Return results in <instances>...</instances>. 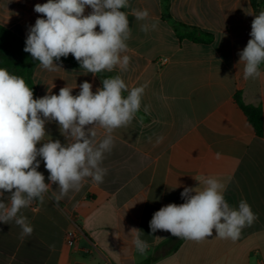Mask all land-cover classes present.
I'll use <instances>...</instances> for the list:
<instances>
[{
    "label": "crops",
    "instance_id": "0c3cea01",
    "mask_svg": "<svg viewBox=\"0 0 264 264\" xmlns=\"http://www.w3.org/2000/svg\"><path fill=\"white\" fill-rule=\"evenodd\" d=\"M46 2L0 0V25L26 40L29 26L44 18L34 6ZM129 3L121 9L128 13L131 29L127 71L94 75L54 61L61 70L50 72L38 64L33 98L76 85L72 94L77 95L84 81L95 93L103 79L119 75L129 89L147 84L140 114L112 133L113 147L101 164L107 169L103 183L85 178L78 192L70 190L58 202L60 190L53 184L43 203L34 198L18 214L32 225L30 236L21 238L14 221L0 223V264H254L264 259V122L259 137L234 99L240 93L244 104L261 106L264 116V65L259 77L245 80L238 55L258 14L250 0H170L172 18L200 32V40L193 41L180 39L163 18L161 0ZM133 8L148 9L150 18L136 20ZM91 11L86 6L84 14ZM156 21L155 30L141 31L142 24ZM45 129V140L66 143L57 122H47ZM94 130L99 143L106 132ZM38 159L37 170L49 183V172ZM208 177L225 184L231 206L246 200L257 215L239 239H221L215 230L199 242L166 231L151 233L149 222L156 211L184 203V187L202 190ZM133 227L143 231L141 239L149 245L143 255L132 244Z\"/></svg>",
    "mask_w": 264,
    "mask_h": 264
},
{
    "label": "clouds",
    "instance_id": "9594fccd",
    "mask_svg": "<svg viewBox=\"0 0 264 264\" xmlns=\"http://www.w3.org/2000/svg\"><path fill=\"white\" fill-rule=\"evenodd\" d=\"M86 6L92 9L88 15L84 14ZM129 7V0H47L36 4L34 11L44 18L29 26L23 51L50 72L61 70L54 61L69 54L86 73L96 75L117 68L127 71L131 29L128 13L121 9ZM131 15L139 21L150 18L148 9L133 8ZM253 16L251 38L238 53L245 80L259 77L264 64V11ZM157 25L158 21L142 24L141 31L147 33ZM102 85L93 93V85L84 81L77 95L72 94L76 85L61 88L58 95L49 93L34 99L22 77L0 67V223L14 221L22 229L21 238L30 236L33 227L27 217L18 214L34 198L43 203L53 184L60 190L58 202L70 190L78 192L85 178L103 183L107 169L101 164L113 147L112 133L132 123L147 84L129 89L116 75L103 79ZM148 110L145 106L144 111ZM52 121L58 123L66 143L45 140V125ZM95 128L106 132L99 143ZM162 140L158 137L157 144ZM38 157L49 172V183L37 170L41 162ZM204 184L202 190L185 186L180 194L184 203H170L156 211L149 222L151 233L166 231L173 237L199 242L215 230L219 238L236 241L242 230L258 219L246 200L239 201L238 207L231 206L225 199L226 186L218 179L208 177ZM5 193H10L7 203L2 199ZM130 233L134 248L143 255L149 247L141 239L143 231L133 227Z\"/></svg>",
    "mask_w": 264,
    "mask_h": 264
},
{
    "label": "trees",
    "instance_id": "16d2710c",
    "mask_svg": "<svg viewBox=\"0 0 264 264\" xmlns=\"http://www.w3.org/2000/svg\"><path fill=\"white\" fill-rule=\"evenodd\" d=\"M254 11L259 14L264 11V0H250ZM163 8V18L168 21L180 39H189L199 41L196 29L175 21L170 14V0H161ZM24 39L18 37L8 29L0 25V67L6 68L10 74L22 77L26 84L32 89L33 96L35 95V86L33 84L32 76L38 61L33 60L31 54L23 51L25 47ZM60 61L67 62L73 66H80L79 63L70 57H61ZM264 65V64H261ZM124 96L127 94L123 93ZM235 102L245 114L248 123L253 128L257 136L263 135L264 116L261 106L246 105L242 101L240 93L235 95ZM137 114H140L138 112ZM151 260L149 259L147 263Z\"/></svg>",
    "mask_w": 264,
    "mask_h": 264
},
{
    "label": "built area",
    "instance_id": "2783aa9c",
    "mask_svg": "<svg viewBox=\"0 0 264 264\" xmlns=\"http://www.w3.org/2000/svg\"><path fill=\"white\" fill-rule=\"evenodd\" d=\"M254 264H264V259H259Z\"/></svg>",
    "mask_w": 264,
    "mask_h": 264
}]
</instances>
